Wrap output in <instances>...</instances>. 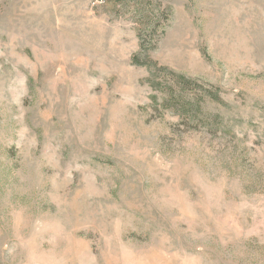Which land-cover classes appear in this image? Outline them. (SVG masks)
<instances>
[{
  "label": "rangeland",
  "instance_id": "374dc122",
  "mask_svg": "<svg viewBox=\"0 0 264 264\" xmlns=\"http://www.w3.org/2000/svg\"><path fill=\"white\" fill-rule=\"evenodd\" d=\"M0 264H264V0H0Z\"/></svg>",
  "mask_w": 264,
  "mask_h": 264
},
{
  "label": "trees",
  "instance_id": "16d2710c",
  "mask_svg": "<svg viewBox=\"0 0 264 264\" xmlns=\"http://www.w3.org/2000/svg\"><path fill=\"white\" fill-rule=\"evenodd\" d=\"M174 81L164 80L165 84H169L168 86L173 89V92L169 93L165 99L163 97V103L172 102V108L185 119H193L197 122L201 120L205 126H208V123L210 125V114L206 111V105L208 102L218 99L217 94L209 90L199 89V85H197L198 90L196 93L188 94L184 89L186 86L193 84L192 80L183 75H176Z\"/></svg>",
  "mask_w": 264,
  "mask_h": 264
}]
</instances>
